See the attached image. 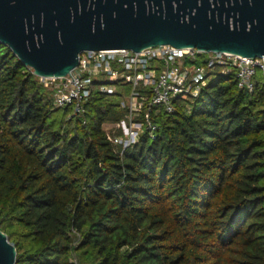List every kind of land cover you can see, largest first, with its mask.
Here are the masks:
<instances>
[{
	"label": "trees",
	"instance_id": "16d2710c",
	"mask_svg": "<svg viewBox=\"0 0 264 264\" xmlns=\"http://www.w3.org/2000/svg\"><path fill=\"white\" fill-rule=\"evenodd\" d=\"M124 94L52 121L71 109L0 43V230L16 264H264L261 73L252 93L212 73L126 149L103 130L126 118Z\"/></svg>",
	"mask_w": 264,
	"mask_h": 264
},
{
	"label": "water",
	"instance_id": "95a60500",
	"mask_svg": "<svg viewBox=\"0 0 264 264\" xmlns=\"http://www.w3.org/2000/svg\"><path fill=\"white\" fill-rule=\"evenodd\" d=\"M0 43L38 78L84 52L156 46L264 57V0H0ZM17 250L0 230V264Z\"/></svg>",
	"mask_w": 264,
	"mask_h": 264
},
{
	"label": "built area",
	"instance_id": "2783aa9c",
	"mask_svg": "<svg viewBox=\"0 0 264 264\" xmlns=\"http://www.w3.org/2000/svg\"><path fill=\"white\" fill-rule=\"evenodd\" d=\"M234 70L241 90L252 93L258 73L264 77V57L247 58L229 53H205L197 49H178L172 46H156L133 52L130 50H103L84 52L79 65L62 78H39L44 87L53 91L54 107L71 109L72 117L86 114L85 104L95 92L115 95L129 86L121 102L127 110L126 118L117 125L127 139L137 144L143 134L155 139L158 126L151 113L160 107L173 114L176 105L190 110L210 75L216 71L227 75ZM120 86V87H119ZM157 112H155V115ZM129 122V126H127ZM107 139L122 144L123 139ZM73 246L81 237L74 232ZM72 264H81L74 254Z\"/></svg>",
	"mask_w": 264,
	"mask_h": 264
},
{
	"label": "rangeland",
	"instance_id": "374dc122",
	"mask_svg": "<svg viewBox=\"0 0 264 264\" xmlns=\"http://www.w3.org/2000/svg\"><path fill=\"white\" fill-rule=\"evenodd\" d=\"M123 90L126 91L127 93H129L130 87L129 86H124ZM70 114H71L70 112L66 113V112H64L62 110H59V111H56L53 114L51 120L53 121V120H59V119H63V118H68V117H70ZM122 121H120L118 123H105L103 125V130L105 131L106 134H109L112 137V139H114L115 137L122 138L123 139V143L122 144H119V145L118 144H114V145L121 146L123 149H126V148H128V147H130L132 145H135V144H133L132 139H127L125 137V135H124L125 133H123L124 128H122L123 130L117 128V125L119 123H121ZM127 126H129V122H127ZM140 138H139V140H140Z\"/></svg>",
	"mask_w": 264,
	"mask_h": 264
}]
</instances>
